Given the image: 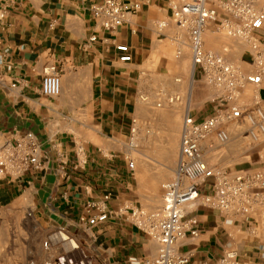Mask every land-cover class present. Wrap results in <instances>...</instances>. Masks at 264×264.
<instances>
[{"label":"crops","instance_id":"crops-1","mask_svg":"<svg viewBox=\"0 0 264 264\" xmlns=\"http://www.w3.org/2000/svg\"><path fill=\"white\" fill-rule=\"evenodd\" d=\"M102 2L0 0V150L26 143L31 133L44 166L22 172L0 166V210L17 208L46 230L65 231L90 264H125L159 252L158 244L126 221V209L159 202L151 193L162 185L164 171L177 169L184 118L201 119L195 117V93L184 100L179 88L194 65L191 52V72L186 71L168 1L143 0L115 33L102 30L93 17L92 7ZM93 36L98 40L90 44ZM257 36L264 42V30ZM118 46L129 47L130 63L120 61ZM242 61L252 64L251 54ZM51 68L62 88L59 96L47 98L42 85ZM163 78L175 84L165 89L157 83ZM254 90L244 91L249 103ZM173 93L181 97L177 103L170 102ZM156 96L163 101L158 113ZM259 145L245 168H264V143ZM93 202L119 215L96 226L82 224L81 218L97 214L88 212ZM189 211L200 234L187 236L181 253H192L196 262L217 261L233 250L242 262L264 264V205L238 217L203 206Z\"/></svg>","mask_w":264,"mask_h":264},{"label":"built area","instance_id":"built-area-1","mask_svg":"<svg viewBox=\"0 0 264 264\" xmlns=\"http://www.w3.org/2000/svg\"><path fill=\"white\" fill-rule=\"evenodd\" d=\"M142 1L103 0L92 7L93 17L102 30L115 33L125 24L129 13L141 10ZM167 1L179 32L188 36L194 65L193 78L217 89L220 97L208 117L199 121L190 115L184 118L176 178L164 187L161 216L147 214L141 209H126V221L157 242L159 252L153 258L130 257L125 264H254L242 262L233 250L217 261L196 262L192 253H181L178 248L187 236L198 237L200 234V223L190 213V208L203 206L229 217H238L248 216L255 207L264 205V168L251 170L255 171L253 173L221 172L208 165L204 148L213 140L226 145L232 125L244 126L252 143H264V95L259 93L264 91V42L257 36L264 30V0ZM207 31L216 36L226 33L250 44L255 72L246 73L221 54L207 50L204 40ZM97 40L93 36L89 43ZM117 51L121 54V62L132 61L128 46H118ZM248 87L255 89L253 102L241 105L239 96ZM61 88L58 71L48 69L42 85L43 96L57 97ZM26 141L17 146H4L0 150V166L17 172L43 169L33 134L29 133ZM130 168L134 169L133 162ZM87 209L88 212H97L89 219L81 218V223L89 226L105 223L119 215L97 202L89 203ZM73 248L78 249V245ZM44 264L63 263L54 259Z\"/></svg>","mask_w":264,"mask_h":264},{"label":"rangeland","instance_id":"rangeland-1","mask_svg":"<svg viewBox=\"0 0 264 264\" xmlns=\"http://www.w3.org/2000/svg\"><path fill=\"white\" fill-rule=\"evenodd\" d=\"M174 21V20H173ZM174 34L181 41V59L185 64V69L191 72L190 57L191 51L187 48L188 36L178 31L175 22H172ZM205 48L224 56L232 65L239 67L246 73H253V63L241 62V58L245 53H253V47L246 41L228 36L226 33L214 35L207 31L204 35ZM157 83L163 88L171 87L175 81L157 79ZM179 88L186 100L187 94L195 93L196 100L193 108H195L196 119H203L213 113L214 107L219 101L220 93L217 89L208 86L204 81L190 77L181 81ZM158 85V86H159ZM157 86V87H158ZM253 88V87H252ZM248 89V88H247ZM246 91V90H244ZM241 92L238 102L241 105H249L246 93ZM251 95V98L254 95ZM173 103H177V97L174 93ZM162 97H155V109L158 113L162 108H158L163 104ZM147 108V104L143 103ZM148 136L151 137L148 133ZM140 139V126L137 123L133 134L131 145L138 146ZM211 145V147H210ZM259 144L251 142L245 133V127L240 125H232L229 128V142L226 145H220L213 140L204 146L205 160L210 167L218 171L234 172L235 171H251L248 167L252 162V154L257 151ZM136 150H138L136 148ZM179 157V156H178ZM264 162V156L261 158ZM137 162V161H135ZM176 163V160L173 161ZM177 170V169H176ZM164 179L162 185H159L158 191L152 192L153 199L159 198V202H154L153 206L143 211L147 214H159L163 205L164 187L176 178V171L163 172ZM204 187V185H203ZM155 188V186H154ZM65 235L68 240H63ZM75 241V242H73ZM155 242V241H154ZM157 244V242H155ZM47 245V246H46ZM78 245V249L73 248ZM77 241L69 237V235L60 229L46 230L39 225L35 219L29 216V213L19 211L17 208H7L0 210V264H44L48 260L57 259L63 264H90ZM14 253V256L12 255ZM17 253V254H16Z\"/></svg>","mask_w":264,"mask_h":264},{"label":"bare ground","instance_id":"bare-ground-1","mask_svg":"<svg viewBox=\"0 0 264 264\" xmlns=\"http://www.w3.org/2000/svg\"><path fill=\"white\" fill-rule=\"evenodd\" d=\"M73 246H74V245H73ZM75 246H76V245H75ZM75 246H74V247H75Z\"/></svg>","mask_w":264,"mask_h":264}]
</instances>
